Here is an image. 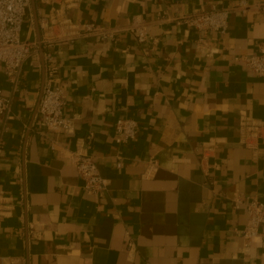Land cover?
Segmentation results:
<instances>
[{
  "label": "crops",
  "instance_id": "obj_1",
  "mask_svg": "<svg viewBox=\"0 0 264 264\" xmlns=\"http://www.w3.org/2000/svg\"><path fill=\"white\" fill-rule=\"evenodd\" d=\"M73 2L64 15L116 30L115 39L56 44L64 114L74 133L39 125L44 73L26 61L0 117V258L3 264H264V244L247 249L237 198L264 202V137L247 147L242 116L264 119V79L243 55L264 46V0H55ZM252 8L242 12L235 5ZM37 19L51 0H34ZM215 7L231 11L225 35L196 34L174 19ZM146 26L139 44L131 25ZM22 38L37 42L30 9ZM134 119L137 138L114 143V125ZM91 136V137H90ZM83 149L106 191L88 196L71 160ZM158 167L148 173V163ZM132 248L128 250V243Z\"/></svg>",
  "mask_w": 264,
  "mask_h": 264
},
{
  "label": "built area",
  "instance_id": "obj_2",
  "mask_svg": "<svg viewBox=\"0 0 264 264\" xmlns=\"http://www.w3.org/2000/svg\"><path fill=\"white\" fill-rule=\"evenodd\" d=\"M51 1L56 2L58 7H52L48 16L38 18L44 82L36 115L39 125L47 131L72 135L75 130L74 123L64 114L63 87L57 77L59 67L56 60V44L63 39L73 42L89 37L98 42H105L115 39L117 31L94 22L73 21L64 15V11L74 5L72 1ZM250 8L252 6L245 1L238 2L234 7L242 12ZM254 8L264 11V2ZM29 9L30 0H0V71L14 89L22 83V66L26 61H32L35 68L41 69L37 42L22 38ZM230 13L228 9L212 7L207 12L184 15L174 19V22L177 26L185 27L196 34V46L199 51L209 52L207 36L212 33L225 35ZM129 32L139 44L149 38L146 26L141 24L131 25ZM235 60L242 61L251 73L264 79V46H259L255 53L240 56ZM11 103L12 99L5 96L0 89V117L11 118ZM137 131L138 124L134 119H118L114 125V143L119 146L133 143L137 138ZM239 133L240 141L247 147H252L255 141L264 137V119L242 116ZM71 160L82 180L84 193L99 198L106 191V181L101 177L92 157L79 148L71 153ZM147 167L148 173L154 172L158 167L157 161L152 159ZM240 206H243L246 212L245 225L241 230H235V233L241 237L243 249H247L255 239H261L264 244V202L256 198L245 202L239 197L235 201V207ZM128 248H132V241H129ZM0 264H3L1 258Z\"/></svg>",
  "mask_w": 264,
  "mask_h": 264
},
{
  "label": "water",
  "instance_id": "obj_3",
  "mask_svg": "<svg viewBox=\"0 0 264 264\" xmlns=\"http://www.w3.org/2000/svg\"><path fill=\"white\" fill-rule=\"evenodd\" d=\"M30 3H31V9H32V13H33L34 23H35L38 52H39V55H40V62H41L42 68H43V54H42V48H41V45H40V32H39V27H38V19H37V15H36V11H35L34 0H30Z\"/></svg>",
  "mask_w": 264,
  "mask_h": 264
}]
</instances>
